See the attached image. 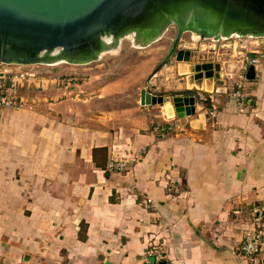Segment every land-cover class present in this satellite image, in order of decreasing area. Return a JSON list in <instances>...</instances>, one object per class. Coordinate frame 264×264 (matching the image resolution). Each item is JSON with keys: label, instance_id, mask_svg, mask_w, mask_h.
I'll list each match as a JSON object with an SVG mask.
<instances>
[{"label": "crops", "instance_id": "obj_1", "mask_svg": "<svg viewBox=\"0 0 264 264\" xmlns=\"http://www.w3.org/2000/svg\"><path fill=\"white\" fill-rule=\"evenodd\" d=\"M190 47L163 81L168 95L198 96L184 119L142 104L144 90L131 101L128 82L88 79L87 66L75 68L78 87L60 76L0 108V264H252L242 245L264 207V50L244 51L259 61L249 81L238 53L203 60ZM212 60L221 85L197 92L189 70L179 78L180 66ZM29 75L13 94L38 82ZM240 75L243 107L229 96ZM112 158L127 169L110 171ZM160 244L157 261L147 252Z\"/></svg>", "mask_w": 264, "mask_h": 264}, {"label": "water", "instance_id": "obj_2", "mask_svg": "<svg viewBox=\"0 0 264 264\" xmlns=\"http://www.w3.org/2000/svg\"><path fill=\"white\" fill-rule=\"evenodd\" d=\"M172 27L175 37L149 78L151 89L141 93L147 98L142 104L163 107L170 99L176 118L184 119L195 114L198 96L190 89L168 95L158 79L184 56L190 61L189 51L179 50L184 35L215 44L237 38L241 46L248 39L264 40V0H0V65L86 67L119 53L125 40L135 49H147ZM196 62L188 70L197 92L204 80L222 84L220 64ZM180 71L179 78L186 73ZM255 73L249 67L246 79L254 80Z\"/></svg>", "mask_w": 264, "mask_h": 264}, {"label": "rangeland", "instance_id": "obj_3", "mask_svg": "<svg viewBox=\"0 0 264 264\" xmlns=\"http://www.w3.org/2000/svg\"><path fill=\"white\" fill-rule=\"evenodd\" d=\"M175 33L176 29L173 27L170 28L161 41L147 49L142 50L133 48L131 43L128 40H125L122 43V47L119 53L115 55H107L100 62L93 63L87 66L88 75L84 76H87V78H97V82L99 84H106L116 81L128 82L129 90L127 91V94L130 96V100L133 101L132 96L134 94H136V96H139L142 90L151 89V83H149V78L155 68L158 66V64L167 55L172 41L175 37ZM192 39L193 38L190 34L184 35V41L182 43V46L180 45V49L184 50V45H194V47L190 48H193V51L197 52V55L200 56V59L203 58V60L209 59L210 57L208 56H212L213 60L216 59L221 61H231V55L233 54V50L236 48V55L240 52V40L237 38H233L228 41H222L217 44L213 43L212 41L203 40H195L194 42ZM75 68L78 67L69 65H59L56 67L34 66L30 68H24L18 66L0 65V71L9 70L10 72L19 71L24 74L31 73L35 76L33 78H39V80L43 79L44 83L40 82L37 79V83L39 85L38 88L37 83L34 85L32 84L31 87L27 83L23 84V86L21 87L22 94L23 92L27 94L28 91L33 92L34 90L35 92H38L39 90H41L42 85L45 84L46 80L50 82V80H54L60 76H65L66 78H75L76 82L71 85H73L74 87H78L79 83L85 80V78L82 77L83 75L75 74V72H77L76 70H80ZM165 70L163 71L162 75L158 77L159 85L161 86L163 91L166 90L165 86L163 85V81L166 78ZM181 71L188 72V69L187 67L182 66ZM161 81L162 85L160 84ZM165 85H168V82H166ZM53 86L56 87V83H54Z\"/></svg>", "mask_w": 264, "mask_h": 264}, {"label": "built area", "instance_id": "obj_4", "mask_svg": "<svg viewBox=\"0 0 264 264\" xmlns=\"http://www.w3.org/2000/svg\"><path fill=\"white\" fill-rule=\"evenodd\" d=\"M240 52L238 53V58L240 59V73L247 72L250 66H255L258 64V60L251 59L247 57V53H254L251 49H256L257 52L264 50V40L261 39H248L246 46H241L239 43ZM236 48L233 53L236 52ZM228 73V78L231 76ZM31 77L29 73H12L9 70H4L0 73V108L2 109H19L21 108L20 100L16 98L13 94V89L21 82H27ZM237 82H235L234 88L230 92V98L238 103L240 107L245 106L247 103L248 96L243 91V76H239ZM76 79L73 77L64 78L66 84H74ZM172 127L165 128L157 126L154 128V132L160 137L164 138L172 133ZM127 169V164L125 162L116 160L112 158L109 162V170L114 172H124ZM150 203V200L149 202ZM253 226L247 230L244 234L242 252L249 260L250 263H254L256 256L259 254L262 243L264 241V207L256 208L253 211ZM147 255L155 258L157 261L163 260L165 256L163 245H153L147 252Z\"/></svg>", "mask_w": 264, "mask_h": 264}, {"label": "bare ground", "instance_id": "obj_5", "mask_svg": "<svg viewBox=\"0 0 264 264\" xmlns=\"http://www.w3.org/2000/svg\"><path fill=\"white\" fill-rule=\"evenodd\" d=\"M196 38H199V37H196ZM199 40V39H198ZM142 99H144L143 101H147V98L146 96H144ZM172 104L170 103V101L168 100H165L164 101V106H163V112H164V115L165 117H168L169 119L174 117L175 115V109L173 106H171ZM191 106H186V108H190Z\"/></svg>", "mask_w": 264, "mask_h": 264}]
</instances>
